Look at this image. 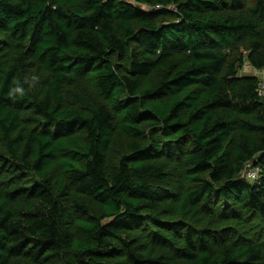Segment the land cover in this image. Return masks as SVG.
I'll return each instance as SVG.
<instances>
[{
  "label": "trees",
  "instance_id": "1",
  "mask_svg": "<svg viewBox=\"0 0 264 264\" xmlns=\"http://www.w3.org/2000/svg\"><path fill=\"white\" fill-rule=\"evenodd\" d=\"M255 69L264 0H0V264H264Z\"/></svg>",
  "mask_w": 264,
  "mask_h": 264
},
{
  "label": "built area",
  "instance_id": "2",
  "mask_svg": "<svg viewBox=\"0 0 264 264\" xmlns=\"http://www.w3.org/2000/svg\"><path fill=\"white\" fill-rule=\"evenodd\" d=\"M258 75L260 77L259 90L260 92L264 93V70H260ZM258 170V167H254L251 163H247L244 170L242 171V175H245L250 179H255L257 178Z\"/></svg>",
  "mask_w": 264,
  "mask_h": 264
},
{
  "label": "rangeland",
  "instance_id": "3",
  "mask_svg": "<svg viewBox=\"0 0 264 264\" xmlns=\"http://www.w3.org/2000/svg\"><path fill=\"white\" fill-rule=\"evenodd\" d=\"M241 51L243 52V55L245 54V56H244V62L242 64V66L239 68L238 73L239 74H243L244 72H248V73L252 72L253 73L254 68L246 58L248 50L241 49ZM255 71H256V69H255ZM256 72H254V73L256 74ZM255 234H256L257 238H259V240H261L264 243V230L260 228Z\"/></svg>",
  "mask_w": 264,
  "mask_h": 264
},
{
  "label": "clouds",
  "instance_id": "4",
  "mask_svg": "<svg viewBox=\"0 0 264 264\" xmlns=\"http://www.w3.org/2000/svg\"><path fill=\"white\" fill-rule=\"evenodd\" d=\"M260 70H263V69H259V70H256L257 72H256V75L259 77V75H258V73H259V71ZM260 78V77H259ZM19 90V89H18Z\"/></svg>",
  "mask_w": 264,
  "mask_h": 264
}]
</instances>
